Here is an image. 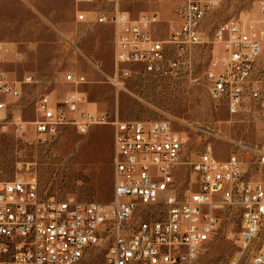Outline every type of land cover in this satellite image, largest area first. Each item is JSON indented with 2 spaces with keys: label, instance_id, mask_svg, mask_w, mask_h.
<instances>
[{
  "label": "built area",
  "instance_id": "obj_1",
  "mask_svg": "<svg viewBox=\"0 0 264 264\" xmlns=\"http://www.w3.org/2000/svg\"><path fill=\"white\" fill-rule=\"evenodd\" d=\"M94 1L75 0L78 21H87L92 10L85 5ZM159 1L174 6L177 26L171 27L167 40L153 35L158 22L155 12L132 17L115 9L99 14L100 22L115 27L117 83L131 74L127 65L141 64L144 72H160L166 67L178 75L189 64V47L202 43V21L222 0ZM213 45L215 52L206 71L211 94L226 99L231 114L240 111L247 91L258 104L261 140L254 152L258 164L264 166V82L255 85L252 80L260 39L253 25L230 18L216 28ZM64 79L72 84L85 82L84 76L73 73ZM31 82L30 75L23 78V83ZM20 95L18 82L0 68V111L8 108V98ZM83 102V94L76 90L66 94L62 106L43 95L37 102L36 132L48 140L55 138L63 125L87 133L94 124L111 123L112 200L102 203L43 196L35 175L0 181V264H80L86 251L107 234L112 241L103 264H194L199 248L219 226L212 208L225 204L242 210L236 239L239 257L227 264H238L240 256L251 249V264H264V179L246 178L237 155L218 159L208 142L192 162L196 188L180 193L177 167L186 138L174 131L168 120L109 121L106 113L90 112L78 116ZM13 124L17 134L25 132L20 116L14 117ZM155 205L166 207L161 217L131 221L140 207L147 216V207Z\"/></svg>",
  "mask_w": 264,
  "mask_h": 264
},
{
  "label": "rangeland",
  "instance_id": "obj_2",
  "mask_svg": "<svg viewBox=\"0 0 264 264\" xmlns=\"http://www.w3.org/2000/svg\"><path fill=\"white\" fill-rule=\"evenodd\" d=\"M264 0H222L201 23L202 43L189 47V64L178 75L164 67L144 72L141 64L127 65L131 74L114 80L115 27L98 20L99 14L115 9L138 17L155 12L153 27L157 39L167 40L177 26L174 6L159 0H95L89 5L87 21L76 19L75 0H0V68L21 88L18 98H8L0 111V181L35 175L43 196L60 199L72 196L80 201L109 203L114 191V140L111 123L94 124L87 133L74 125L61 126L55 138L42 140L36 132L37 102L43 95L62 106L68 92L84 96L78 116L85 112L106 113L108 120L166 119L186 142L177 167L179 192L196 188L192 162L210 142L218 159L237 155L246 178L264 179L255 147L260 145L259 106L247 91L240 111L231 114L224 98L211 94L206 77L215 52L216 28L230 18L253 25L261 49L256 57L252 80L264 82ZM219 49L217 48V53ZM67 73L85 77V82L65 81ZM27 75L31 83H23ZM20 116L25 132L17 134L13 119ZM144 207L133 222L159 218L164 205ZM219 218L215 235L197 252L194 264H227L239 257L236 239L241 229L242 210L235 204L212 208ZM108 235V234H107ZM90 247L80 264H103L112 238ZM254 251L240 256L238 264H251Z\"/></svg>",
  "mask_w": 264,
  "mask_h": 264
},
{
  "label": "bare ground",
  "instance_id": "obj_3",
  "mask_svg": "<svg viewBox=\"0 0 264 264\" xmlns=\"http://www.w3.org/2000/svg\"><path fill=\"white\" fill-rule=\"evenodd\" d=\"M115 80V79H114Z\"/></svg>",
  "mask_w": 264,
  "mask_h": 264
}]
</instances>
